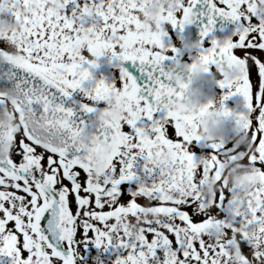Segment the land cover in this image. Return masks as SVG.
Returning <instances> with one entry per match:
<instances>
[{
    "label": "snow or ice",
    "instance_id": "6c2138e0",
    "mask_svg": "<svg viewBox=\"0 0 264 264\" xmlns=\"http://www.w3.org/2000/svg\"><path fill=\"white\" fill-rule=\"evenodd\" d=\"M140 3L64 0L60 14L48 0H0L18 22L0 35V264H264V14L254 0H165L159 30L145 31ZM217 18L233 25L222 42L209 36ZM196 22L192 60L224 100L242 98L225 112L244 143L205 140L176 103L188 65L165 38ZM105 55L114 81L90 71ZM224 63L239 65L233 79L217 73ZM114 91L123 115L96 121ZM100 141L111 147L94 172ZM225 160L251 170L250 189L224 186Z\"/></svg>",
    "mask_w": 264,
    "mask_h": 264
},
{
    "label": "clouds",
    "instance_id": "9594fccd",
    "mask_svg": "<svg viewBox=\"0 0 264 264\" xmlns=\"http://www.w3.org/2000/svg\"><path fill=\"white\" fill-rule=\"evenodd\" d=\"M164 3L165 0H141L137 15L145 31L159 30L157 25L160 23ZM48 6L54 12L63 14L64 0H48ZM254 6L257 12L264 14V0H254ZM23 11H27V9L21 10V14H23ZM87 18V15L82 12H76L71 15V20L77 27ZM160 27L167 30L163 24ZM11 29L18 30V22L0 15V35ZM90 38L91 34L88 31L81 32V44L79 46L84 47ZM177 38L180 39V36L178 35ZM181 43L183 44L184 41H181ZM12 47L14 48V45ZM187 65V67L182 65L179 70V76L184 86L181 89V96L176 103L183 110L194 115L195 132L197 135L209 142L219 141L224 135L225 122L230 118L225 112V109L229 108V106L223 99V92L213 98H206L204 102H201V98L205 97L203 82L206 79L215 78L216 73H213L211 76H206L209 72L205 71V66L198 60H192ZM238 72L239 65L235 63H224L220 69H217L219 76L226 80L233 79ZM125 103L126 98L119 91L109 93L103 101L101 111L96 114V121L119 118L123 115L122 109ZM9 112H11L10 108ZM7 122L14 124L15 120L13 119ZM246 138V133H240L235 137L233 143H244ZM78 139L81 143H87L88 132L86 130L82 131ZM110 147L111 145L107 141H100L96 146L93 152L95 160L94 172L97 170L102 171L104 158L110 150ZM222 177L227 182L224 186L229 189H239L243 192L253 186L251 170L239 160H225ZM216 187L215 182L209 179L203 186L202 191L207 193L209 188L215 190Z\"/></svg>",
    "mask_w": 264,
    "mask_h": 264
},
{
    "label": "flooded vegetation",
    "instance_id": "af4514ba",
    "mask_svg": "<svg viewBox=\"0 0 264 264\" xmlns=\"http://www.w3.org/2000/svg\"><path fill=\"white\" fill-rule=\"evenodd\" d=\"M232 28L233 25L228 20H221L217 18L216 24L214 25L213 30L209 34V36H215L218 42H222L225 37L231 35ZM178 35L180 36V39L177 38ZM199 39V22H196L186 25L182 31L179 29L169 28L168 36L165 38V42L171 43L175 48H177L179 61L183 64H187L191 63L192 58L196 54V48L194 47V45L195 42ZM181 41H184V43L182 44ZM257 54L260 55L262 59H264V54ZM98 60V66L94 69H90L93 78L99 79L102 76L106 80V82L114 81L119 74V68L115 66L117 62L114 59L112 61H109L106 55L99 57ZM124 63L127 64V62ZM253 79L255 80V77ZM212 80L213 97H215L224 90L220 89L219 86L215 83V78H212ZM84 83L85 85H87L89 82L85 81ZM225 102L229 106V108L238 110L242 105V98L238 94H234L233 96L228 97ZM100 106L103 107V102H101ZM237 135L238 130L235 126V122L231 118H229V120L225 122V131L222 139L224 140L225 144H231L233 143ZM198 147H204L206 149L207 146L206 144H201L198 145ZM71 199L72 197L69 196L70 201ZM139 202L143 204L144 200L141 199ZM188 210L191 211V209ZM199 218L200 217H193L194 220ZM91 251L93 254H96L99 250L93 247ZM101 255L103 254L101 253ZM85 256L87 258V253H85Z\"/></svg>",
    "mask_w": 264,
    "mask_h": 264
},
{
    "label": "water",
    "instance_id": "95a60500",
    "mask_svg": "<svg viewBox=\"0 0 264 264\" xmlns=\"http://www.w3.org/2000/svg\"><path fill=\"white\" fill-rule=\"evenodd\" d=\"M206 76H209V74L207 73ZM203 87H204L205 97L201 98V102H204L206 98H213V84L211 79H206L203 82Z\"/></svg>",
    "mask_w": 264,
    "mask_h": 264
},
{
    "label": "trees",
    "instance_id": "16d2710c",
    "mask_svg": "<svg viewBox=\"0 0 264 264\" xmlns=\"http://www.w3.org/2000/svg\"><path fill=\"white\" fill-rule=\"evenodd\" d=\"M3 46V44H2V42H0V47H2Z\"/></svg>",
    "mask_w": 264,
    "mask_h": 264
}]
</instances>
